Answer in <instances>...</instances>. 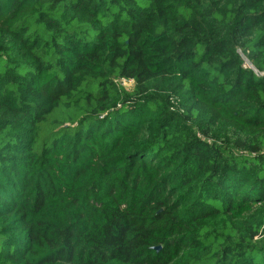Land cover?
Instances as JSON below:
<instances>
[{
	"label": "trees",
	"instance_id": "1",
	"mask_svg": "<svg viewBox=\"0 0 264 264\" xmlns=\"http://www.w3.org/2000/svg\"><path fill=\"white\" fill-rule=\"evenodd\" d=\"M0 264H264V0H0Z\"/></svg>",
	"mask_w": 264,
	"mask_h": 264
},
{
	"label": "rangeland",
	"instance_id": "2",
	"mask_svg": "<svg viewBox=\"0 0 264 264\" xmlns=\"http://www.w3.org/2000/svg\"><path fill=\"white\" fill-rule=\"evenodd\" d=\"M130 85H131V84L127 85V87H128V88H132L133 86H130ZM174 99H175V101L177 102V104L174 105V107H175L176 109H178V108L183 109V107L180 106V104H181L180 98H179V97H175Z\"/></svg>",
	"mask_w": 264,
	"mask_h": 264
},
{
	"label": "water",
	"instance_id": "3",
	"mask_svg": "<svg viewBox=\"0 0 264 264\" xmlns=\"http://www.w3.org/2000/svg\"><path fill=\"white\" fill-rule=\"evenodd\" d=\"M153 249L156 250V251H160L162 249V247L161 246H157V247H154Z\"/></svg>",
	"mask_w": 264,
	"mask_h": 264
}]
</instances>
